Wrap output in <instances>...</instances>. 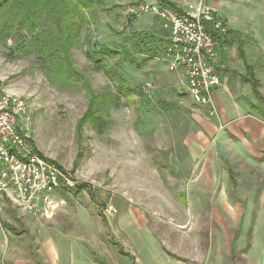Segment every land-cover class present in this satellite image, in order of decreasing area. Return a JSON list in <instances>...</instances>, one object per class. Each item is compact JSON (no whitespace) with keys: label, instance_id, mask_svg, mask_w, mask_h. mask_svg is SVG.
Segmentation results:
<instances>
[{"label":"rangeland","instance_id":"374dc122","mask_svg":"<svg viewBox=\"0 0 264 264\" xmlns=\"http://www.w3.org/2000/svg\"><path fill=\"white\" fill-rule=\"evenodd\" d=\"M161 1L190 12L189 7L199 3L216 4L226 25L227 19L247 22V29L258 31L264 42V0ZM138 2L143 1L106 0L82 30L81 41L90 35L91 48L101 45L121 52L124 36L135 40L139 33L150 32L164 39L166 33L154 15L128 14V7ZM22 35L29 40L25 32ZM14 42H0V93L25 100L28 113L19 117L17 129L40 156L77 182L64 194L66 205L59 211L73 217L63 222L66 237L82 247L79 256L85 264H264V151L255 157L243 155L240 143L229 135L205 133L198 117H211L191 99L182 71L170 72L163 62L165 43L153 40L133 57L101 53L99 60L123 87L141 90L132 103L96 69L87 41L71 49L74 67L88 84L85 89L81 78L71 87L53 84L32 45L19 55ZM259 44L250 45L249 54L261 55ZM230 48L229 54L236 55V48ZM261 63L264 70V53ZM219 78L221 84L224 78ZM87 89L119 97L117 108L106 109L109 119L101 122V131L91 122H83L78 130L89 107ZM242 100L249 102L247 97L238 102ZM198 134L208 141L194 144ZM109 206L115 214H105ZM130 211L141 220V228L118 225L119 216ZM33 218L4 202L0 264H45L34 236L52 226L38 225ZM145 249L155 251L146 254Z\"/></svg>","mask_w":264,"mask_h":264},{"label":"built area","instance_id":"2783aa9c","mask_svg":"<svg viewBox=\"0 0 264 264\" xmlns=\"http://www.w3.org/2000/svg\"><path fill=\"white\" fill-rule=\"evenodd\" d=\"M189 8L193 11L143 1L131 4L127 12L158 19L166 33L163 62L170 72H183L187 92L196 104L209 106L213 91L220 85L213 62L228 27L209 4ZM27 113L24 99L0 93V214L8 201L26 216L48 219L66 205L64 194L77 182L64 168L40 156L17 129L19 117ZM115 213L112 206L105 210L106 215Z\"/></svg>","mask_w":264,"mask_h":264},{"label":"crops","instance_id":"0c3cea01","mask_svg":"<svg viewBox=\"0 0 264 264\" xmlns=\"http://www.w3.org/2000/svg\"><path fill=\"white\" fill-rule=\"evenodd\" d=\"M155 1L149 0L147 2ZM159 2L167 3L161 0ZM213 6H216V4ZM214 10L217 12L216 7ZM224 20H226V17ZM226 21H228L226 23L229 33L218 43L217 55L213 62L215 69L219 75L223 76L224 81L213 91L212 103L209 106L199 105L211 118L199 116L197 122H200L199 125L203 127L207 134L214 132L219 137L224 136V134L229 135L232 142L240 143L243 155L251 154L255 157V155L264 151V116H260L255 112L258 111V113L262 112L264 114V70L261 63L264 52L261 55L249 54V46L259 42L261 49H264L262 47L264 42L262 39H258V31L255 32L252 28L247 29V22L240 23L236 19H227ZM165 36L163 38L166 40ZM231 46L236 48V55L229 54L227 51L231 49ZM232 63L235 64L232 66ZM241 97H247L249 102L247 103L245 100H242L243 103L238 102ZM246 104L251 106L250 108L253 110H247L244 107ZM218 124L221 125L219 126L221 131L218 129ZM207 141L201 134L193 139L194 144ZM191 149L194 150V145L191 146ZM261 197L264 198V195H261ZM60 211L48 219L33 218L32 222L38 225L45 222V224H51L52 226L50 231L42 229L37 233L35 232L34 237L38 242V251L45 264H85L87 260L81 259L79 256L82 247L79 245L75 247L76 244L74 245L72 241H68L66 237L69 232L64 227L63 222L72 220L73 217L69 214L63 215ZM137 224L140 227L141 220L131 211L122 214L118 218V225L123 229H133ZM136 250L142 252L143 249ZM145 250L146 254L155 251V249Z\"/></svg>","mask_w":264,"mask_h":264},{"label":"trees","instance_id":"16d2710c","mask_svg":"<svg viewBox=\"0 0 264 264\" xmlns=\"http://www.w3.org/2000/svg\"><path fill=\"white\" fill-rule=\"evenodd\" d=\"M104 6L106 0H0V42L15 40L14 50L19 55L25 54L27 47L32 45L33 51L44 62L43 71L50 82L71 87L81 78L85 89L88 84L83 79V72L74 67L71 49L87 41V52L98 63L96 69L103 70L114 81L119 93L131 100L134 94L142 93L141 90L138 87H123L124 83L121 80L119 82L122 84L119 83L116 74L99 60L101 53L117 56L130 54L133 57L145 52L153 40L159 44L165 41L145 32L139 33L135 40L124 36L121 52L108 47L101 49V45L98 49L91 48L90 35L85 34L84 41H81L82 30L95 20L97 9ZM22 32L29 40L24 38ZM87 91L89 107L78 124V130H81L83 122H91L97 131H101V122L106 123L109 119L106 109L117 108L119 97L111 93L98 96L89 89ZM131 101L134 103V99Z\"/></svg>","mask_w":264,"mask_h":264}]
</instances>
